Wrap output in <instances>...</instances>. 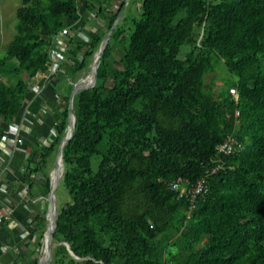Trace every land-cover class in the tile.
Wrapping results in <instances>:
<instances>
[{
  "label": "trees",
  "instance_id": "obj_1",
  "mask_svg": "<svg viewBox=\"0 0 264 264\" xmlns=\"http://www.w3.org/2000/svg\"><path fill=\"white\" fill-rule=\"evenodd\" d=\"M20 1L0 54V129L51 71L68 31L52 74L63 88L56 136L24 161L28 191L44 199L74 84L124 10L96 85L74 98L59 187L69 200L58 206L50 264H264V0ZM83 13L92 32L87 20L77 27ZM220 63L235 80L216 92L206 77ZM231 134L242 146L222 152ZM203 176L208 191L194 204L171 187ZM47 205L31 203L37 237L21 264L38 262Z\"/></svg>",
  "mask_w": 264,
  "mask_h": 264
},
{
  "label": "crops",
  "instance_id": "obj_2",
  "mask_svg": "<svg viewBox=\"0 0 264 264\" xmlns=\"http://www.w3.org/2000/svg\"><path fill=\"white\" fill-rule=\"evenodd\" d=\"M89 17L87 13H83L77 25L81 26L87 20L86 27L92 32L94 20ZM34 86L38 92L28 93L14 121H1L0 264L21 263L27 249L37 237L31 203L42 208L47 202L41 194L37 197L28 191L24 161L30 149L36 145L50 144L55 138L56 120L59 117L57 106L61 102L58 91L60 92L62 85L52 74L42 73L36 78ZM12 125L17 130L16 139L2 140L1 132ZM2 184H6L7 190L2 189ZM37 192L40 193L39 190Z\"/></svg>",
  "mask_w": 264,
  "mask_h": 264
},
{
  "label": "water",
  "instance_id": "obj_3",
  "mask_svg": "<svg viewBox=\"0 0 264 264\" xmlns=\"http://www.w3.org/2000/svg\"><path fill=\"white\" fill-rule=\"evenodd\" d=\"M131 0H126V3H130ZM123 9L120 11L117 19L115 20L113 26L108 31L107 35L104 37V39L101 42L100 47L95 52L93 60L90 65L89 73L80 79H78L75 84L74 88L72 90V93L70 95L69 99V106H68V128H70L69 134H67L61 141L59 148L56 153V158L53 164V167L49 171V176L51 179L50 182V191L46 197L47 201V212H46V229L44 231L43 235V241L42 246L38 255V262L36 264H50L53 256V249L56 245V241L54 240V233L56 231L57 225H58V216H59V210H58V191L61 183V179L65 172V164L63 160V151L68 142H70L74 135H75V128H76V116L74 114V98L78 92H80L83 89L92 88L96 85L98 80V69L101 64L102 56L104 55L109 42L112 38L113 32L119 23L120 19L123 15ZM92 76V78L90 77ZM59 164L62 166V172L61 175L57 178L54 177L57 168L59 167ZM54 217L53 224H51L50 218ZM68 248L70 247L69 244H67ZM72 254L73 251L70 250Z\"/></svg>",
  "mask_w": 264,
  "mask_h": 264
},
{
  "label": "built area",
  "instance_id": "obj_4",
  "mask_svg": "<svg viewBox=\"0 0 264 264\" xmlns=\"http://www.w3.org/2000/svg\"><path fill=\"white\" fill-rule=\"evenodd\" d=\"M77 27L81 28V27H83V25H81V26L77 25ZM85 28H86V26H85ZM67 33H68V31H64L58 36V40H57L58 50L55 49L51 52L52 69L49 72V74H54L55 70L58 67L59 61L61 60V58H63V55L61 52L66 50L68 47L69 40L67 37ZM81 33H84V32L83 31L80 32V35L82 36ZM82 37H84V36H82ZM84 38H87V37H84ZM38 75L40 76L41 74L39 73ZM30 89L34 93L38 92L37 88L34 85H31ZM231 92L236 93V89L231 88ZM16 137H17V130L13 125L10 128L3 130L1 132V139L4 141H9L10 139L14 140V139H16ZM240 146H242V144L236 139V137H234L231 134V135H228L224 139L223 143L219 146V149L222 152L231 153L237 147H240ZM32 149H30L29 152H31ZM215 170H216V168L214 169V171ZM207 178H208L207 176H203L196 183H189L184 178L179 177V178L172 181L171 187H172V189H174L178 193L179 197L187 198L191 204H194V201L198 196H203L207 193V191H208ZM1 187L3 190H7L6 184H2ZM31 192H32V194L36 195L37 197L40 196V193L34 189H32Z\"/></svg>",
  "mask_w": 264,
  "mask_h": 264
},
{
  "label": "rangeland",
  "instance_id": "obj_5",
  "mask_svg": "<svg viewBox=\"0 0 264 264\" xmlns=\"http://www.w3.org/2000/svg\"><path fill=\"white\" fill-rule=\"evenodd\" d=\"M83 1L84 0H82V3ZM20 3H21L20 0H0V41L2 43L0 46V54L3 53V51L5 50V46L11 41L16 31L15 30V25L17 22L16 12H17V8L19 7ZM131 6L132 5L127 6L126 12L129 11ZM115 8H117V6H115ZM134 9L135 11L137 10L136 5L133 6L132 8L133 13H135ZM94 23H95V20H94ZM86 29L89 30L90 28L86 27L83 30L85 33H87ZM81 34L82 36L87 37L84 33H81ZM116 50L118 53H122L121 46L117 45ZM89 70L90 68L85 69L83 72H80L78 79L85 77L89 73ZM234 80H235V76L227 69V67L223 63L218 64L215 71L209 73L206 77L207 83L209 85L212 84L216 92L218 89H221L225 84L231 83ZM67 82L68 81L66 79H62L61 81V83L64 86H66L65 83ZM51 167H53V165ZM68 200H69L68 193L63 188H60L58 191V205L64 204Z\"/></svg>",
  "mask_w": 264,
  "mask_h": 264
},
{
  "label": "bare ground",
  "instance_id": "obj_6",
  "mask_svg": "<svg viewBox=\"0 0 264 264\" xmlns=\"http://www.w3.org/2000/svg\"><path fill=\"white\" fill-rule=\"evenodd\" d=\"M91 78H92V76H91ZM69 132H70V128H68V133L67 134H69ZM61 172H62V166L59 164V167L57 168V171H56L54 177L57 178L58 176H60L61 175ZM53 219H54V217L52 218V216H51V218H50L51 224H53Z\"/></svg>",
  "mask_w": 264,
  "mask_h": 264
}]
</instances>
